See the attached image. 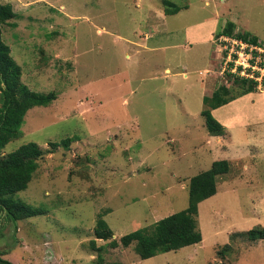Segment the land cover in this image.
<instances>
[{
  "label": "rangeland",
  "instance_id": "374dc122",
  "mask_svg": "<svg viewBox=\"0 0 264 264\" xmlns=\"http://www.w3.org/2000/svg\"><path fill=\"white\" fill-rule=\"evenodd\" d=\"M168 1L176 13H165L164 0H0L16 12L1 35L20 81L56 93L26 111L0 151L27 142L43 150L13 196L42 212L15 224L0 213V253L12 264H264V240L239 234L264 226V120L246 111L234 133L211 135L200 113L203 93L241 91L221 73L216 38L232 21L233 33L264 42V0ZM225 107L217 120L234 112ZM218 159L229 171L198 203L202 241L141 259L133 243L95 237L99 215L118 239L184 209L190 177Z\"/></svg>",
  "mask_w": 264,
  "mask_h": 264
},
{
  "label": "trees",
  "instance_id": "16d2710c",
  "mask_svg": "<svg viewBox=\"0 0 264 264\" xmlns=\"http://www.w3.org/2000/svg\"><path fill=\"white\" fill-rule=\"evenodd\" d=\"M165 13H176L179 8L168 0H164ZM16 17L12 4L0 3V151L12 139L20 135V126L26 111L33 106H47L56 98L54 91L47 93L31 90L20 81L21 68L10 55V48L2 39V25L10 23ZM235 24L226 21L218 34H226L249 39L252 42H262L250 32L233 33ZM264 44V42H262ZM236 81L242 85L238 94L227 96L225 91L214 90L210 95H203L202 104L205 106L200 113L204 117L207 131L211 135H222L224 127L215 119L211 110L217 108L232 99L247 92L253 91L255 82L245 80ZM234 80V81H235ZM223 88V87H222ZM76 137H67L61 142H49V152H53L58 146L69 147ZM43 154V150L35 142L23 143L15 150L0 156V213L13 224L17 220L26 219L38 215L42 211L25 202L15 199L13 196L24 190L32 178L38 163L37 159ZM229 171V163L226 159L214 160L210 167L201 171L189 179L187 206L179 211L164 216L149 225H145L119 237L112 238V229L99 215L94 226V234L97 239L108 240L112 247H128L134 244V251L141 259L156 254L175 251L181 247L195 244L201 241L202 235L197 223L198 203L216 193V177ZM252 241L264 240V226L256 225L246 232H239ZM232 234L230 237H233ZM229 244H224L218 251L224 253ZM101 246L97 250L100 251ZM100 255H97V259ZM100 261V259H99ZM0 264H12L2 257ZM109 264V263H107ZM114 264V263H111Z\"/></svg>",
  "mask_w": 264,
  "mask_h": 264
},
{
  "label": "built area",
  "instance_id": "2783aa9c",
  "mask_svg": "<svg viewBox=\"0 0 264 264\" xmlns=\"http://www.w3.org/2000/svg\"><path fill=\"white\" fill-rule=\"evenodd\" d=\"M222 48L219 58L221 73L232 80L252 81L259 86L264 79V44L237 36L222 34L216 38Z\"/></svg>",
  "mask_w": 264,
  "mask_h": 264
},
{
  "label": "crops",
  "instance_id": "0c3cea01",
  "mask_svg": "<svg viewBox=\"0 0 264 264\" xmlns=\"http://www.w3.org/2000/svg\"><path fill=\"white\" fill-rule=\"evenodd\" d=\"M207 22H211L212 27L210 29V33L213 32L214 27L216 26V21L214 20H208ZM204 95V93H203ZM202 95V97H203ZM222 106H226L227 108L230 109H226L225 110H233V113H226L221 115L220 117H218L219 122L224 126V130H226L227 132H233V129L235 127V125L237 126H241L245 124V116L246 114H244L246 111H250L251 112H255V116L256 118H261L264 120V85H263V89L261 91H250L247 92L241 96H238L234 99H232L231 101H229L228 103H225L219 107ZM218 107L214 108L211 110L212 115H215V112L218 111ZM216 119V118H215ZM236 126V127H237ZM226 141L229 140V138H222ZM258 139H260V142L264 140V136L261 138L260 136H258ZM255 139L254 141L258 140ZM252 140V139H251ZM248 143H246L247 145ZM264 153V152H263ZM217 194V185H216V193L213 194L212 196H215ZM201 202H199L200 204ZM187 206V205H186ZM203 239V237H202ZM201 239V241H202ZM188 246V245H187ZM185 247V246H184ZM182 248V247H181Z\"/></svg>",
  "mask_w": 264,
  "mask_h": 264
}]
</instances>
